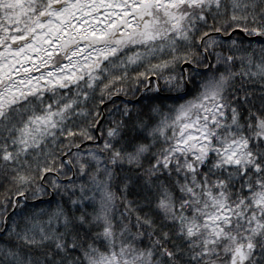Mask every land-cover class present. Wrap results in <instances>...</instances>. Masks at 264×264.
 <instances>
[{
	"label": "snow or ice",
	"instance_id": "1",
	"mask_svg": "<svg viewBox=\"0 0 264 264\" xmlns=\"http://www.w3.org/2000/svg\"><path fill=\"white\" fill-rule=\"evenodd\" d=\"M0 264H264V0H0Z\"/></svg>",
	"mask_w": 264,
	"mask_h": 264
},
{
	"label": "trees",
	"instance_id": "2",
	"mask_svg": "<svg viewBox=\"0 0 264 264\" xmlns=\"http://www.w3.org/2000/svg\"><path fill=\"white\" fill-rule=\"evenodd\" d=\"M143 95L145 96V100H146V97H147L149 94H148V93H144ZM128 99H130V100H134V98H132V97H129ZM135 99H139V97H137V98H135ZM141 102H145V101H141ZM130 191H131L132 193H135V191H136L135 186H132L131 189H130Z\"/></svg>",
	"mask_w": 264,
	"mask_h": 264
},
{
	"label": "water",
	"instance_id": "3",
	"mask_svg": "<svg viewBox=\"0 0 264 264\" xmlns=\"http://www.w3.org/2000/svg\"><path fill=\"white\" fill-rule=\"evenodd\" d=\"M254 39V38H253Z\"/></svg>",
	"mask_w": 264,
	"mask_h": 264
}]
</instances>
